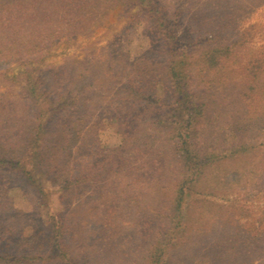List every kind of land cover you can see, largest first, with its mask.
I'll return each instance as SVG.
<instances>
[{"label":"rangeland","instance_id":"374dc122","mask_svg":"<svg viewBox=\"0 0 264 264\" xmlns=\"http://www.w3.org/2000/svg\"><path fill=\"white\" fill-rule=\"evenodd\" d=\"M210 1L189 0L187 6H207ZM51 2L49 5L55 6L58 0ZM91 2L76 1L87 7ZM226 3L233 9V29L220 36L228 41L237 39L240 45L231 56L232 76L229 71L225 74L233 82H207L203 89L212 96L206 98L211 117L217 120L218 113L222 118L209 131V141L204 142L203 151L208 153L209 161L203 175L185 182L179 166L174 164L172 151L167 152L168 159L160 162L162 165L154 164L150 159L151 144L150 149L142 144L150 132L139 127L137 136L141 135V142H135V133L122 134V112L104 115L99 108L89 121L101 119L100 125L92 131L85 130L81 139H87V147L72 159V174L79 181L71 185V194L56 192V188L47 185L55 191L51 197L54 209H39L34 204L35 191L14 172L0 169V205L10 206V212L13 209L26 214L32 228L42 227L48 233L49 216L54 211L58 213L64 220V245L72 250L74 264H264V93L247 101V108L241 113L234 108L240 103L231 105L235 83L251 70L264 69V0ZM134 5L126 0V6L100 9L96 15H84L83 22L74 25L73 17L49 18L53 19L36 29L29 42L32 52L46 51L51 46L48 53L43 52L47 56L46 78L64 75L70 68L78 69L80 64L76 61L90 65H81L83 75L89 68L99 73L100 68H93L92 63H104L114 51L122 50L132 60L149 51L156 35L148 31ZM11 7H15L13 1ZM65 12L76 13L67 7ZM40 20H31L27 25L35 29ZM185 25V37L190 41L197 34L210 37L203 33L206 30L199 32L191 16ZM185 44L190 45L187 41ZM199 49L196 46L192 50ZM17 61L21 63L18 57ZM20 63L9 64L13 75L20 73ZM260 80L264 83V76ZM195 82L196 86L200 80ZM212 84L216 86L210 89ZM126 137L132 144L123 150ZM9 211L1 215L6 216Z\"/></svg>","mask_w":264,"mask_h":264},{"label":"trees","instance_id":"16d2710c","mask_svg":"<svg viewBox=\"0 0 264 264\" xmlns=\"http://www.w3.org/2000/svg\"><path fill=\"white\" fill-rule=\"evenodd\" d=\"M10 1L0 3V169L14 172L35 191L36 207L54 209L51 197L55 191L47 185L56 188V192L71 194V185L79 181L72 174V159L87 147V139H81L83 133L100 125L101 119L89 121L99 108L104 115L122 112V134L135 133V142H141V135L137 136L139 127L150 132L143 133L148 137L144 136L147 138L142 144L148 149L151 144L150 159L154 164L162 165L168 159L167 152L172 151L174 164L179 166L185 182L203 175L209 161L208 153L203 151L204 142L209 141V131L215 123L222 120L218 113L217 120L211 117L206 99L209 94L203 89L207 82H233L225 74L229 71L232 76L231 56L240 45L237 39L228 41L220 36L233 29V9L226 0H211L207 6L200 3L189 9V0H127L136 3L148 31L156 35L153 47L135 60L122 50L114 51L104 63H92L93 68H100L99 73L89 68L83 75L81 65L88 62L76 61L80 64L78 69L70 68L64 75H53L49 80L43 52L48 53L51 46L46 51L29 50L36 29L48 24L53 16L58 20L73 17L72 25L81 23L84 15H96L100 9L107 11L118 4L126 6V0H93L90 7L76 3L78 0H58L55 6L49 5L51 0ZM66 7L76 13L65 12ZM189 16L197 22L199 32L206 30L203 33L210 37L197 34L192 41L186 38ZM37 18L42 20L35 29L27 25ZM196 46L200 48L197 52L192 50ZM11 62L20 63L18 75H13ZM262 76L264 69L251 70L235 83L237 91L231 105L240 103L239 107L234 106L240 113L247 108V101L264 93ZM197 79L200 82L195 86ZM148 139L150 143L146 142ZM127 144L132 143L126 137L123 150ZM180 205L178 202L177 209ZM10 208L0 205V264H74L72 250L64 245V220L58 213L54 211L49 216L48 233L42 227L32 228L26 214L13 209L10 212ZM5 210L9 212L2 216Z\"/></svg>","mask_w":264,"mask_h":264}]
</instances>
